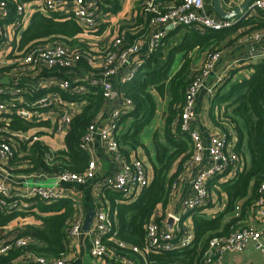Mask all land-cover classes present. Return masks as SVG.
<instances>
[{"label": "trees", "instance_id": "trees-1", "mask_svg": "<svg viewBox=\"0 0 264 264\" xmlns=\"http://www.w3.org/2000/svg\"><path fill=\"white\" fill-rule=\"evenodd\" d=\"M23 1L27 0H7L10 20L17 16V5ZM145 1L147 0H141V13L132 18V22L128 21L127 24L120 25L115 36L113 33L114 37L109 42L99 46L82 44L75 39L84 32V29L74 18L36 12L8 55L12 61L16 62L9 67L0 68V72L3 73V77L9 78L13 74H18L21 66L19 63L22 58L21 52L49 40L61 42L71 49V52L79 54L80 58L69 69L37 66L35 77L59 75L67 78L68 72L74 75L99 74L104 71L103 59L106 51L111 48L117 37H122L123 47L128 48L143 39L153 29L152 19L156 15L143 12ZM182 1L156 0L155 2L164 11ZM100 3L108 14L116 13L121 8L119 0H100ZM258 11L262 12V10ZM242 27H247L245 31L247 33L264 26L263 22L256 20L253 16H247L235 25L221 30L178 26L167 31L159 47L141 61L140 67L131 79H121L117 82L120 97L131 99L133 103L130 110L115 120L114 134L119 144V154L129 159L134 151L142 148L149 155L141 138L156 113L154 92L162 98L167 93L170 94L164 126L168 144L161 143L157 140V134L154 135L156 155L155 161L149 157L151 161L149 167L152 171L150 184L132 203L122 204L117 208L116 220L120 224V231L113 240H110L108 236L103 239L109 255L112 256L106 257L107 259L116 260L120 264L123 258L131 261L132 264H203L204 254L211 238L217 235H228L244 228L239 227L240 223L251 208L258 206L261 198L260 187L264 183V61L252 64L254 71L249 77H243L234 83L230 79L220 86L208 111L213 125L219 133L226 135L227 142H231L233 138L236 139L233 151L239 156L242 154L250 156L249 164L229 180L220 179L229 175L230 169L207 180L209 196L201 207L192 210L191 213L195 237L189 247L162 253L152 250L144 252L148 224L151 221L161 224L165 215L163 213L155 215L157 209L166 208L171 193L178 189L181 177L193 165L194 146L189 135L181 132L179 127L187 92L201 75V69H193L195 59L192 53L195 50H201L207 58L214 52H220L224 46H229L242 35L238 31ZM71 39L74 41H70ZM179 53H183V59L179 66L172 70ZM89 60L97 64L91 65ZM24 72L26 78L34 77L27 68ZM232 73H236V70ZM69 80L70 89L59 90V94L63 100L81 103V107L74 113L68 125L64 139L65 146L62 149L53 151L41 139L35 140L32 137L22 139L16 136L15 132L30 131V128L34 126L27 118L18 116L0 118V142L10 143L14 152L8 164L4 166L9 173L25 176L38 172L57 175L65 171L76 173L86 171L91 157L81 144L89 126L105 108V99L100 84L92 85L80 77L75 81L69 77ZM20 86L25 95L32 100L46 93V88L32 91L23 80H20ZM79 86H84L87 90L80 93ZM216 99L217 102L223 103L221 107L216 106ZM58 111L61 110L58 109ZM57 125V121L54 122L53 128ZM30 132L36 133L37 136L41 135L40 131ZM214 186L216 188L212 189ZM213 191L218 195L217 201L212 198ZM222 193L225 197L224 208H217L210 214L205 211L196 212L215 208L219 199L223 197ZM113 195L112 198L123 196L119 192H113ZM30 201H34L35 204L23 210L0 209V239L13 240L25 237L29 240L26 246L12 248L7 253L1 254L0 264H12L17 258L28 253L44 257L49 262L67 253L69 230L76 217L74 202L65 198L49 202L33 198ZM21 214L34 215L40 223H26L21 227L7 229L6 226ZM135 247L138 251L134 250Z\"/></svg>", "mask_w": 264, "mask_h": 264}, {"label": "built area", "instance_id": "built-area-1", "mask_svg": "<svg viewBox=\"0 0 264 264\" xmlns=\"http://www.w3.org/2000/svg\"><path fill=\"white\" fill-rule=\"evenodd\" d=\"M156 0H147L143 3V12H149L156 16L152 19L153 29L141 39L139 42L124 48L123 38L117 37L103 59L104 71L99 74H89L86 80L92 85L100 84L103 89L105 99V108L109 102L115 100L118 92L115 89L111 78L124 71L123 80L131 79L141 65V61L146 56L157 49L161 44L164 36L169 29H175L178 26H189L195 29H213L221 30L232 26V22L227 19L212 15L207 9L209 0H183L181 3L173 5L162 11ZM254 7L257 10L264 11V0H255ZM43 14H56L61 17H70L77 20L86 31H96L106 20H109V14L104 11L100 0H38L35 5L31 4L30 0L20 2L17 5V16L10 20V10L7 0H0V68H5L13 65L16 61L9 58V53L13 49L15 42L20 39V34L25 30L33 16L32 11ZM250 37L253 40L259 41L264 39V27L254 29L250 32ZM106 42H109L107 40ZM146 50L144 58L138 57L139 54ZM22 58L18 74H13L11 78L4 76L0 72V118L3 116H18L24 118H32L33 109H51L53 117L58 125L53 129L58 133H67L68 125L78 110L79 102H69L63 100L60 91H68L71 87L69 77H60L57 82L52 85L58 88L57 91L48 95H43L39 98L30 99L31 103L24 107L29 100L25 95L20 80L27 84V87L32 91H38L46 87L45 78L54 77H35L37 74L36 67L43 66L45 68L54 69H69L74 66L80 58L79 54L71 52L66 45L56 41H43L35 46L26 48L21 52ZM221 52L210 54L204 61L201 68V75L192 84L187 92V100L183 109V113L179 120L181 132L187 133L194 146V155L192 164H197L203 159L202 152L205 146L201 133L194 128V107L198 93L203 85L204 79L212 72L214 66L219 61ZM89 63L97 64L89 60ZM27 68L35 78L27 83L24 69ZM72 74V73H71ZM7 77L8 83H3L2 80ZM83 80V78H82ZM85 81V80H84ZM87 90L84 86L78 87V92L82 93ZM23 98L22 104H19L15 98ZM25 104V105H24ZM133 106L131 99H124L123 106L117 108L111 114L110 123L107 126H101L100 119L89 126L86 134L83 137L82 148L89 151L90 146L95 136H98L107 146L108 150L113 154L120 156L119 144L115 138L114 131L116 129L115 120L122 114L130 110ZM60 109L61 111H58ZM66 130V131H65ZM16 136L22 139H41L36 133L30 131H17ZM66 135V134H65ZM226 135L219 133L212 136L210 146L208 148L211 158V166L199 169L193 179V194L191 198L184 201L185 211H191L199 208L208 198L209 192L206 186L207 180L217 174L223 173L226 170L233 169L240 161V156L228 148ZM13 148L6 141L0 142V166L4 168L13 157ZM231 167V168H230ZM97 163L94 159H90L88 167L84 173H76L65 171L54 175L56 183L52 186L33 185L27 187L22 192L13 189L7 182V178L0 179V209L18 208L25 209L31 206L30 202H25L29 199H39L42 202H49L65 197H70L67 191L61 189L62 184L83 185L87 181L96 177ZM151 169L141 158H136L133 161L123 163L120 173L114 179H107L104 184L112 190L122 193L123 195H133L137 197L144 188L150 184ZM27 176V175H25ZM28 177V176H27ZM261 198L258 201V206L264 209V183L260 187ZM22 200V201H21ZM25 202V204H23ZM23 204V205H22ZM7 209V210H8ZM174 220V226L170 230L165 225L159 224L156 221H151L147 226L146 246L144 252L150 250L156 253H162L171 250L184 249L189 247L194 241V231L181 224V217L175 214H169ZM111 218L107 213L98 211L93 230H91L93 239L91 246V254L94 257H112L109 255L107 246L104 244V237L108 236L113 240L115 234L109 235L111 231ZM81 219L75 217L72 221L69 230V238H73L82 233ZM182 232V233H181ZM180 234V235H178ZM29 240L25 237L10 239H0V255L5 254L12 248L26 246ZM257 244V248L264 252V242L262 241L261 231L254 227H244L233 231L228 235H217L211 238L208 249L204 254L203 264L220 263L227 253H239L245 250L250 244ZM122 244V243H121ZM138 251V248H134ZM31 259L37 264H69L66 254L58 257L53 261H48L44 257L37 256L33 253H28L17 258L12 264H27L24 260ZM121 264H132L131 261L123 258Z\"/></svg>", "mask_w": 264, "mask_h": 264}, {"label": "crops", "instance_id": "crops-1", "mask_svg": "<svg viewBox=\"0 0 264 264\" xmlns=\"http://www.w3.org/2000/svg\"><path fill=\"white\" fill-rule=\"evenodd\" d=\"M30 1L31 4L35 5L38 0ZM243 1L244 0H222V4L225 5L228 10H231L240 5ZM254 1L255 0H252L245 11H243L240 15L229 19L232 22V26L243 20L247 16L255 17L256 20L263 22L264 26V11L259 12L254 7ZM140 2L141 0H119V3L121 5L120 10L116 13L109 14V20H106L104 24H102L104 26L108 25V27H105L104 31L101 33V38H99L100 43L92 41L88 44L99 46L106 43L107 40L113 38L117 31L120 29V25H122V23L119 24L118 22H116V20L126 19L132 22L131 19L135 18L136 16H138V14L141 13ZM207 9L212 15L220 17L213 10V0H209L207 2ZM37 10L38 9H34L32 13H35ZM115 16H118L117 19L113 18ZM133 20L135 21V19ZM113 21H115L116 23H113ZM125 24H127V22ZM102 25L101 27H104ZM82 27L84 29V32L79 34L75 39L78 42L84 44L87 42V40H85V36L90 35H87L88 32L85 30L84 26ZM246 30L247 27L240 28L238 31L242 35L238 36L229 46H224L221 49V57L219 61L214 66L212 72L204 79L203 85L198 93L194 107L193 126L201 133L206 149H204V151L202 152L203 159L199 163L192 165L189 168V171L183 174L180 179L178 189L175 192L171 193L170 200L166 208L164 210L162 208L157 209L155 215H161L162 213L165 215V217L161 221V224L165 225L166 227L169 226L167 221L169 219V214L172 213L181 217V224L187 225V227L191 228L194 231L193 223L190 222V220L192 221V210L185 211L183 203L185 200L191 198L193 194V179L196 172L199 169L211 166L212 164L208 148L210 146L212 136L217 135L219 131L217 130V128H215L211 119L209 118L208 111L213 103V100L216 98L215 95L217 93V89L220 86H223L227 80L231 79V82L234 83L241 80L243 77H249L251 74H253L254 71L252 68V64H258L264 61V39L259 41L253 40L250 37V32L252 30L247 33L245 32ZM112 32H114V36L112 35ZM80 36H84V39L80 38ZM145 53L146 50L143 49L142 54L140 53L138 57L144 58ZM192 54H194L195 59L193 69H201L206 58L205 54L201 52V50H195ZM182 59L183 53H179L176 56V60L172 67V70L176 69L179 66ZM234 70H236V73H232ZM124 73V71L120 70L119 74L111 78V81L117 92V82L121 80ZM66 75L71 76V80L73 81L78 80V77L83 78V80L87 81L86 76L89 77L88 75L82 74L74 75L70 72L66 73ZM60 77L61 76L59 75H55L54 77L44 79V82L46 83V93H44L43 95H48L58 90V88H56V86H53L52 83L55 81L57 82ZM33 78L27 77V83H30V80H32ZM154 97L156 99V113L141 138L146 145L150 156L147 155L144 149L140 148L139 150L134 151L129 159H126L121 155L118 156L116 154H113L108 150L106 144L98 136H95L88 153L90 154L91 159H94L97 163L96 177L92 180L87 181L83 185L63 184V186L61 187V189L67 191L69 195L71 194L70 197H65V199H69L74 202L76 209L75 216L80 218L82 222V233L73 238H69L68 250L66 253L69 264H120V262L116 260L111 261L106 257H94L91 254L93 239L91 230H93L94 228L97 212L103 211L107 213L112 221V228L109 235H112L114 233L117 234L120 231V224L116 220V212L118 211L117 208H119V206L122 204L129 205L136 199V197L133 195H123L119 198H112V196H114L113 192L116 191L106 186L104 184V181L107 179H114L120 173L123 163L133 161L137 157L143 159L145 163L150 166L151 161L149 160V157L155 161L156 155L154 140L155 134H157L158 141L164 143L165 145L168 144L164 134V126L165 113L167 104L170 100V94L167 93V95L162 98L158 93L154 92ZM19 99L23 98L19 97L15 98L14 100L18 102ZM123 104L124 99L121 98L118 94L117 98L109 102L108 106L99 113L97 117L100 119L99 124L101 126H107L110 123L111 114L117 108L123 106ZM215 104L216 106L221 107L223 103L221 104L217 102L216 99ZM77 107V109H80L81 106L78 105ZM29 108H31L30 105ZM32 112L34 114L32 115V118H28V120H30V122L33 123L34 126L30 128V131H40L42 140L47 143L53 151L62 149L65 146L64 139L66 133H58L53 130L55 128H53L54 122H56L55 117L52 116L53 111L51 109H33ZM42 122L45 123L41 124ZM234 146H236L235 138H233L231 142H229L228 148L230 150H233ZM249 162L250 156L242 154V156H240L239 163L233 169H230L229 175L221 178L220 180H229L231 178H234V176H236L238 172L244 170ZM27 176L11 174L5 168H2L0 166V179L8 177L7 182L9 183V185L13 189L20 190L22 192H24L27 187L33 185H41L43 182L52 186L53 179H55L54 175H47L40 172ZM30 180H33L36 183H31ZM44 186L46 185L44 184ZM213 188H216V186L212 187V189ZM212 195V198L217 201L218 195H216L214 191L212 192ZM222 196L223 197L219 199L218 204L217 202H214V204H217L215 205V208H207L204 210H198L196 212L199 213L200 211H205L207 214H210L217 208H224V193H222ZM30 200L31 199L26 200L25 202H30L31 206H33L35 202ZM25 202L23 204H25ZM17 209L21 210V207L19 206ZM90 214H92L93 216L91 220L88 221L87 216ZM26 223L39 224L40 222L34 215L25 216L21 214L18 215L12 222H10L6 226V228L11 230L18 226L21 227ZM172 224V226H174V220ZM240 226L254 227L255 229L261 231L262 241L264 242V209L257 205L251 208L247 213L245 219L242 221V223H240L239 227ZM24 262H26L27 264H37L31 259H28L27 261L24 260ZM212 264H264V252L257 248V244L252 243L248 245L242 252L227 253L220 263L215 262Z\"/></svg>", "mask_w": 264, "mask_h": 264}, {"label": "water", "instance_id": "water-1", "mask_svg": "<svg viewBox=\"0 0 264 264\" xmlns=\"http://www.w3.org/2000/svg\"><path fill=\"white\" fill-rule=\"evenodd\" d=\"M252 0H244L240 5L236 6L235 8L231 9V10H228L226 8L225 5L222 4V0H213V10L222 18V19H232L238 15H240L243 11H245V9L248 7L249 3L251 2ZM8 78L5 77L2 82L3 83H8ZM56 183V180L53 179V183L52 184H55ZM42 185V184H41ZM46 186H51V185H46ZM63 186V184L61 185ZM92 214L88 215L87 218H88V221L91 220L92 218ZM168 227L170 228V230L172 229V223H173V219L171 217H169L168 219Z\"/></svg>", "mask_w": 264, "mask_h": 264}, {"label": "rangeland", "instance_id": "rangeland-1", "mask_svg": "<svg viewBox=\"0 0 264 264\" xmlns=\"http://www.w3.org/2000/svg\"><path fill=\"white\" fill-rule=\"evenodd\" d=\"M117 17L118 16H115V17H113L114 19H117ZM116 22H118L119 24H123V23H126V22H128V20H126V19H117L116 20ZM115 21H113V23H116ZM102 26H104V25H102ZM105 27H108V25H105L104 27H99L96 31H87L88 33H87V35H90V36H85V40H87V42L85 43V44H88L89 42H99L100 43V39L99 38H101V33L104 31V29H105ZM114 32H112V34H113ZM84 36H80V38H82V39H84L83 38ZM98 40V41H97ZM70 41H74V39H71ZM177 63H178V61H177ZM22 99H19V101H18V103L19 104H22ZM26 105L24 106V107H27L30 103H31V101L30 100H27L26 101ZM30 182L31 183H36V182H34L33 180H30ZM43 185L45 184V185H48L47 183H45V182H43L42 183ZM190 222H192L191 220H190Z\"/></svg>", "mask_w": 264, "mask_h": 264}]
</instances>
